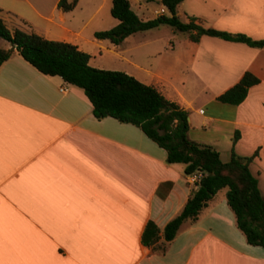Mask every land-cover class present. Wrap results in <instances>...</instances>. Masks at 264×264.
Returning a JSON list of instances; mask_svg holds the SVG:
<instances>
[{"label": "crops", "instance_id": "0c3cea01", "mask_svg": "<svg viewBox=\"0 0 264 264\" xmlns=\"http://www.w3.org/2000/svg\"><path fill=\"white\" fill-rule=\"evenodd\" d=\"M185 1L178 17L179 8L202 25L208 15L212 26L264 38V0ZM110 7L111 0H76L68 9L59 0H0V17L10 29L75 44L91 66L154 86L188 110L191 139L223 161L252 156L264 198V47L209 34L193 40L185 31L156 38L148 28L114 43L94 36L118 22ZM245 71L259 81L244 99L217 100ZM194 188L138 126L95 117L82 88L41 73L15 50L0 63V264H264V247L247 242L223 187L164 252L141 243L146 221L161 229Z\"/></svg>", "mask_w": 264, "mask_h": 264}, {"label": "trees", "instance_id": "16d2710c", "mask_svg": "<svg viewBox=\"0 0 264 264\" xmlns=\"http://www.w3.org/2000/svg\"><path fill=\"white\" fill-rule=\"evenodd\" d=\"M75 1L59 0V5L68 9ZM160 1L169 14L142 19L131 8L129 0H111L110 12L118 22L111 28L96 30L94 36L118 43L134 31L166 23L179 31L189 32L193 40L201 34H209L264 47V38L203 26L195 22L194 16L187 21L179 19L176 9L182 0ZM0 38L10 44L9 48L0 46V63L15 50L41 73L59 75L66 82L82 88L92 104L95 117L112 116L138 126L165 149L168 162L180 163L187 175L202 172L198 186L190 191L181 209L161 229L153 220L146 221L141 233L144 246L164 252L181 225L195 221L216 191L225 187L227 203L247 242L264 247V198L248 166L252 156L233 153L229 160L223 161L214 147L188 136L187 109L125 71L91 66L89 54L71 42L47 39L18 27L10 29L1 17ZM258 81L252 72L245 71L237 82L216 98L236 105L244 99L249 86Z\"/></svg>", "mask_w": 264, "mask_h": 264}, {"label": "rangeland", "instance_id": "374dc122", "mask_svg": "<svg viewBox=\"0 0 264 264\" xmlns=\"http://www.w3.org/2000/svg\"><path fill=\"white\" fill-rule=\"evenodd\" d=\"M193 4L194 5L197 4L195 0H186L185 1L186 6L190 7ZM130 5H131V8L139 15V17H141L143 19H148V18L154 17L153 10L156 8H159L161 6V3H160V0H130ZM204 8L209 9V7H207L206 4L204 5ZM178 10L180 11L179 18L183 21H187L188 16L192 15L188 12L186 13V12L180 10L179 8H178ZM167 14H169V11H167ZM208 17L209 16L207 15V19H205L202 22L203 26H212L209 24L210 18H208ZM212 27H215L217 29H221V28H218L216 26H212ZM147 30H149L147 32L151 37H156V38L161 37L163 39L172 38L174 36L173 32L177 36H182L184 34L183 32L171 27V25L166 24V23H160V24H158V26L156 25V26L150 27ZM226 31H228V30H226ZM141 32H146V30L138 31L136 34H140ZM8 45H9V43L6 40H4L3 38H0V46L4 47V46H8ZM223 189H225V187H223Z\"/></svg>", "mask_w": 264, "mask_h": 264}, {"label": "built area", "instance_id": "2783aa9c", "mask_svg": "<svg viewBox=\"0 0 264 264\" xmlns=\"http://www.w3.org/2000/svg\"><path fill=\"white\" fill-rule=\"evenodd\" d=\"M165 12V7L161 6L157 9H154L153 13L155 14V16L163 14ZM59 90L64 91L66 90L65 86H60ZM202 172L201 171H197V172H193L191 174H188L189 180L193 183V186L196 188L198 186V181L200 180L201 176H202Z\"/></svg>", "mask_w": 264, "mask_h": 264}]
</instances>
